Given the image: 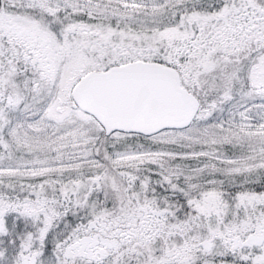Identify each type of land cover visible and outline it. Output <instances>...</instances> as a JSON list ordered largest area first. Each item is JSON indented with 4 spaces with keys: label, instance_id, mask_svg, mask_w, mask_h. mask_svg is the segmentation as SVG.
Returning a JSON list of instances; mask_svg holds the SVG:
<instances>
[{
    "label": "snow or ice",
    "instance_id": "6c2138e0",
    "mask_svg": "<svg viewBox=\"0 0 264 264\" xmlns=\"http://www.w3.org/2000/svg\"><path fill=\"white\" fill-rule=\"evenodd\" d=\"M0 264H264V0H0Z\"/></svg>",
    "mask_w": 264,
    "mask_h": 264
}]
</instances>
